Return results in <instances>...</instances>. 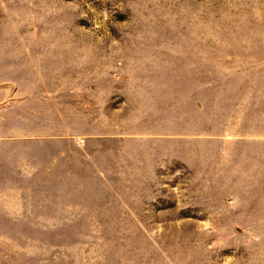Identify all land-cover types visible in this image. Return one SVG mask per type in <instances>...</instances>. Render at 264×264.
<instances>
[{
  "label": "rangeland",
  "instance_id": "1",
  "mask_svg": "<svg viewBox=\"0 0 264 264\" xmlns=\"http://www.w3.org/2000/svg\"><path fill=\"white\" fill-rule=\"evenodd\" d=\"M0 50L91 104L45 107L0 264H264V0H0Z\"/></svg>",
  "mask_w": 264,
  "mask_h": 264
},
{
  "label": "crops",
  "instance_id": "2",
  "mask_svg": "<svg viewBox=\"0 0 264 264\" xmlns=\"http://www.w3.org/2000/svg\"><path fill=\"white\" fill-rule=\"evenodd\" d=\"M28 60L39 59L0 50V228L43 226L45 107L91 109L65 93L58 94L59 100L45 99V80L38 70L27 68ZM51 189L58 197L59 184Z\"/></svg>",
  "mask_w": 264,
  "mask_h": 264
}]
</instances>
